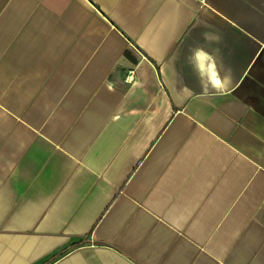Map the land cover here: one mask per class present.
<instances>
[{
	"label": "crops",
	"instance_id": "0c3cea01",
	"mask_svg": "<svg viewBox=\"0 0 264 264\" xmlns=\"http://www.w3.org/2000/svg\"><path fill=\"white\" fill-rule=\"evenodd\" d=\"M0 264H264V0H0Z\"/></svg>",
	"mask_w": 264,
	"mask_h": 264
},
{
	"label": "clouds",
	"instance_id": "9594fccd",
	"mask_svg": "<svg viewBox=\"0 0 264 264\" xmlns=\"http://www.w3.org/2000/svg\"><path fill=\"white\" fill-rule=\"evenodd\" d=\"M204 39L205 41L211 42L218 40V37L205 33ZM189 62L192 64L193 70L197 73L203 90H207L209 84L216 91H223L227 88L229 77H220L213 57L205 49L197 47L190 50Z\"/></svg>",
	"mask_w": 264,
	"mask_h": 264
}]
</instances>
